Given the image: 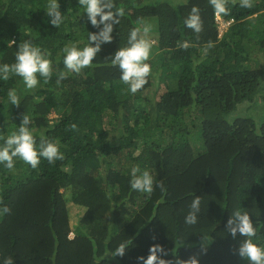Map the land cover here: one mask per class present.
Wrapping results in <instances>:
<instances>
[{
	"label": "trees",
	"instance_id": "obj_1",
	"mask_svg": "<svg viewBox=\"0 0 264 264\" xmlns=\"http://www.w3.org/2000/svg\"><path fill=\"white\" fill-rule=\"evenodd\" d=\"M59 3L66 19L57 29L48 23L47 0H0V64L12 63L26 39L53 61L51 79L35 89L19 77L0 80V143L27 114L37 142L43 135L65 155L54 164L42 158L35 169L18 159L14 170L0 165V207L10 209L0 215V260L143 264L139 258L159 244L166 260L248 264L226 223L239 209L254 226L264 224V0H252L251 8L227 0L224 31L209 0H117L125 16L113 41L90 67L58 83L67 71L62 48L82 47L88 32L98 31L77 0ZM193 6L203 22L199 33L184 25ZM141 19L156 21L152 73L131 94L111 55ZM10 88L19 106L8 101ZM136 166L149 169L164 190H130ZM194 196L201 211L197 224L187 225ZM123 241L130 245L125 256L114 257Z\"/></svg>",
	"mask_w": 264,
	"mask_h": 264
},
{
	"label": "clouds",
	"instance_id": "obj_2",
	"mask_svg": "<svg viewBox=\"0 0 264 264\" xmlns=\"http://www.w3.org/2000/svg\"><path fill=\"white\" fill-rule=\"evenodd\" d=\"M77 4L78 8L83 9V16L86 15L87 22L98 31L88 32L87 43H84L82 47L79 42H72L62 48V63L67 71L59 72L58 83L66 78L68 73L80 74L84 69L90 67L101 51L102 45L113 41L114 28L125 16V10L117 5V0H77ZM209 4L213 9L214 20L219 30L221 31L222 28L224 31L227 23L222 19V16H226L230 12L227 0H209ZM239 6L251 8L253 3L252 0H240ZM44 10L46 16L50 18L48 23L59 29L66 19L65 13L60 10L59 0H47ZM184 25L196 33L201 32L203 22L198 7H192L191 12L184 19ZM150 32L151 25L142 19L138 20L137 26L129 29L126 44L118 47L111 55V66L119 69V79L127 85V91L131 94L142 89L148 83V78L152 73V65L148 61L155 41L149 37ZM188 46L187 41L180 44V47L183 48ZM52 74V59L40 47L34 46L32 41L27 39L16 46L12 63L0 64V80L7 81L11 77H19L26 89L37 88L41 79L47 83ZM7 98L11 105H20V97L16 89H8ZM31 124V118L27 114H23L16 130L8 134L3 139V143H0V165L3 168L14 170L17 159L35 169L39 166L42 158L46 159L49 164H54L57 160L65 158L57 142L43 135L37 142L30 127ZM129 187L132 191L145 194H151L155 188L164 190L163 185L156 180L149 169H141L139 166L131 169ZM200 211L201 198L194 196L189 205V211L184 217V222L187 225L197 224ZM9 212L10 209L7 205L0 207V215ZM226 229L233 238L239 236L236 254L240 258L247 260L248 264H264V241L260 238L264 224L257 222L254 226L250 214L237 209L231 212ZM70 236L73 237L72 234ZM203 239L207 241L209 238L203 236ZM129 246L127 241L120 242L112 250L115 253L114 257L125 256ZM166 255L167 252L162 245L153 244L147 258L140 257L139 259L143 261V264H199L196 257H190L187 261H181L178 258L172 261L164 259L163 257ZM0 264H14V259L5 257L0 260Z\"/></svg>",
	"mask_w": 264,
	"mask_h": 264
},
{
	"label": "rangeland",
	"instance_id": "obj_3",
	"mask_svg": "<svg viewBox=\"0 0 264 264\" xmlns=\"http://www.w3.org/2000/svg\"><path fill=\"white\" fill-rule=\"evenodd\" d=\"M136 15H139V14H134V16H136ZM145 22H147L148 24H150L151 25V30H153V28H154V24L156 23V21L154 22V24H153V20H150V19H148V20H146ZM155 30H156V25H155ZM221 31H223V29L221 28ZM154 36V34H152V32H150L149 33V37L153 40V37ZM77 209V207L75 208V206H70V210L72 211V210H76ZM75 213L77 212H79L80 213V210H78L77 209V211H74ZM82 212H83V210L81 209V214H82ZM71 214V213H70ZM80 217V216H79ZM71 221H72V223H76V221H77V218H75L73 215H71Z\"/></svg>",
	"mask_w": 264,
	"mask_h": 264
}]
</instances>
